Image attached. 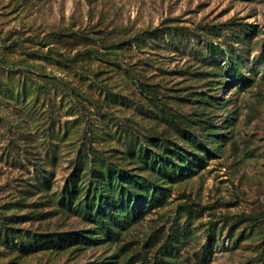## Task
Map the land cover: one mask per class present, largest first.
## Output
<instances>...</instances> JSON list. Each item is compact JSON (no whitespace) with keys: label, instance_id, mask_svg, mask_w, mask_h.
<instances>
[{"label":"rangeland","instance_id":"374dc122","mask_svg":"<svg viewBox=\"0 0 264 264\" xmlns=\"http://www.w3.org/2000/svg\"><path fill=\"white\" fill-rule=\"evenodd\" d=\"M1 223L84 241L0 264H264V0H0Z\"/></svg>","mask_w":264,"mask_h":264},{"label":"trees","instance_id":"16d2710c","mask_svg":"<svg viewBox=\"0 0 264 264\" xmlns=\"http://www.w3.org/2000/svg\"><path fill=\"white\" fill-rule=\"evenodd\" d=\"M238 61H235L233 59H229L228 60V64L229 66L232 68V70L234 72H237V67H238ZM125 72H127V70H124ZM247 81L249 82L250 79H247ZM157 89V87L153 86L152 88L148 89V91H153L155 92ZM155 96H157L155 94ZM165 104L163 103L161 108L163 110H165L167 112V119L165 120L166 122H168L169 124H171L172 127H174L177 131V135L183 140H185L186 142L191 143V145H196V141L197 139L195 137H192V135L189 134V132L180 127V125L177 123V119L176 116L173 114V112L171 111V109L169 108H165L164 106ZM217 139H221V140H225L226 135L219 133L216 136ZM159 151L158 152H151L149 151L147 148L145 150L140 149L139 154L141 156H143V159H141L142 161V166L144 168H146L147 173H154L156 174L158 177H160V175H165L167 174V171L170 172V175H173V173H177L178 169L182 167V165H178L177 159L181 160L184 163V160L187 159V155H189V153L187 152V150L183 149L182 147L178 146L177 144H173V147L170 148L168 146H164L162 148V150L160 148H158ZM142 150V151H141ZM211 153V151L207 148H203V153ZM130 155H134L133 153L129 152ZM162 158V161H160V159ZM147 159V160H145ZM169 160L170 165L168 164H164L163 161H167ZM94 174H98L96 177V180L93 178L92 179V185H94V187L103 195L102 197V201L105 200V197L107 194H105L104 191H106L105 185L107 183V178H108V172H103L100 169H95ZM107 174V175H106ZM123 175L125 177H127V172L123 173ZM142 179V178H141ZM146 179V178H145ZM128 183V182H127ZM118 184H120L121 186L124 187H128L129 189V185H125L124 182H121ZM117 184V185H118ZM125 188V189H126ZM74 188H69V186L67 187V191L68 192H72ZM125 193V192H124ZM108 196V195H107ZM73 198L72 196L67 200L65 199L64 201H62L61 203L63 204H68L71 205L73 203ZM103 201V202H105ZM1 226H3V228L5 229V232L3 234V236H1ZM15 230H13L12 228H9L8 226H5V224H0V237L2 239V243L4 245H9L10 248H14L15 250L25 254L28 253L30 251H34L37 249H43V248H56L58 249H65L68 248L70 245H73L75 243H79L80 241H84L83 240V236L79 235L78 233H65V232H61L57 235V237L52 240H50V244L47 243H41L39 242V239H37L38 237H36V235H32L31 239H28V236H23V234H21L20 236H17L14 234ZM25 235V234H24ZM3 237V238H2ZM16 237V239H18L16 242L13 241V239ZM28 239V240H27ZM229 240V238H227Z\"/></svg>","mask_w":264,"mask_h":264},{"label":"built area","instance_id":"2783aa9c","mask_svg":"<svg viewBox=\"0 0 264 264\" xmlns=\"http://www.w3.org/2000/svg\"><path fill=\"white\" fill-rule=\"evenodd\" d=\"M227 243H228V241H227Z\"/></svg>","mask_w":264,"mask_h":264}]
</instances>
